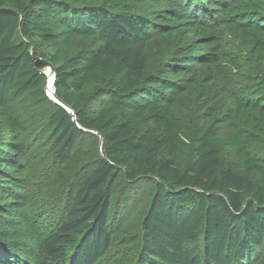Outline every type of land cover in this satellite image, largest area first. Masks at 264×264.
I'll return each mask as SVG.
<instances>
[{"label": "trees", "instance_id": "trees-1", "mask_svg": "<svg viewBox=\"0 0 264 264\" xmlns=\"http://www.w3.org/2000/svg\"><path fill=\"white\" fill-rule=\"evenodd\" d=\"M147 1L0 0V264H99L115 241L133 264H264V82L229 85L264 66V0ZM215 87L188 138L179 106ZM40 144L77 174L49 230L23 194ZM141 196L139 232L118 239Z\"/></svg>", "mask_w": 264, "mask_h": 264}, {"label": "rangeland", "instance_id": "rangeland-1", "mask_svg": "<svg viewBox=\"0 0 264 264\" xmlns=\"http://www.w3.org/2000/svg\"><path fill=\"white\" fill-rule=\"evenodd\" d=\"M175 1V0H174ZM174 3V2H172ZM169 2L166 0H148L145 7L148 10L160 8L162 6L169 7ZM154 6V7H153ZM157 10V9H156ZM264 82V66L260 65H247L244 64V67L240 74H231L229 85L235 88H243L246 86H251L253 82ZM223 89L220 87H215L211 89V92L208 96V106H200L197 103L190 106H179L178 113L183 118V120L189 124L187 128V137L192 134L191 124L194 122V119L197 115L202 114L204 111L210 109H215L219 107L222 100L224 99ZM233 106L230 104L227 110H231ZM26 109V108H25ZM222 130V131H221ZM222 136H226L228 132L227 123L222 126L221 129ZM189 140V139H188ZM89 145H93L90 142ZM191 144L189 143L188 148L186 149V154L188 159H191ZM32 153L27 158L28 171L27 177L25 178V184L23 189V194L26 196V200L31 202L37 210V219L42 223L44 219L47 223L43 224V230H49L55 224V220L59 211L55 214L51 213L50 208L56 207L60 204L65 203L67 198V189L72 184L73 178L77 176L76 172L72 169H62L58 168L57 165H53L49 157L48 151L45 149L44 145H38ZM72 171L73 173H69ZM22 193V192H21ZM146 210V198L141 196L138 200H135L134 203L127 209V219L124 223L121 222L122 231L118 232V239L131 237L132 234L139 232L140 230V221ZM43 216L42 218H40ZM128 241L127 239H125ZM124 241H119L114 243L111 248L110 255L106 261H101L99 264H133L135 259V245H122ZM130 248L131 256L128 257V261L124 262L120 255L124 254L127 249Z\"/></svg>", "mask_w": 264, "mask_h": 264}, {"label": "water", "instance_id": "water-1", "mask_svg": "<svg viewBox=\"0 0 264 264\" xmlns=\"http://www.w3.org/2000/svg\"><path fill=\"white\" fill-rule=\"evenodd\" d=\"M33 64H34L35 68H37L40 71H43L44 74L47 76V78L49 75H51L53 78V82L55 81L54 68L49 62L43 61L40 58H37L34 60ZM54 91H55V88H54ZM45 93L47 95L46 88H45ZM47 97H48V95H47ZM54 99H55L54 102L56 104H58L59 106H61L64 110H66L71 115L72 119L75 121V116H74V113L72 112V110L66 104H64L56 95L54 96ZM95 134H97V133H95ZM98 136L100 137V144L102 145V138L100 135H98Z\"/></svg>", "mask_w": 264, "mask_h": 264}, {"label": "bare ground", "instance_id": "bare-ground-1", "mask_svg": "<svg viewBox=\"0 0 264 264\" xmlns=\"http://www.w3.org/2000/svg\"><path fill=\"white\" fill-rule=\"evenodd\" d=\"M46 92H47L49 99L50 100L52 99L51 101L54 102L55 91H54V82H53V78L51 75H49L47 78Z\"/></svg>", "mask_w": 264, "mask_h": 264}]
</instances>
